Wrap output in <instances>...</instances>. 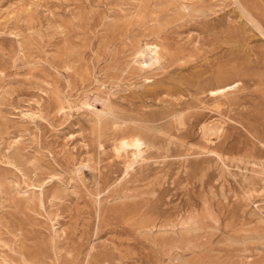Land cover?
I'll return each mask as SVG.
<instances>
[{"label": "rangeland", "instance_id": "374dc122", "mask_svg": "<svg viewBox=\"0 0 264 264\" xmlns=\"http://www.w3.org/2000/svg\"><path fill=\"white\" fill-rule=\"evenodd\" d=\"M263 183L264 0H0V264H264Z\"/></svg>", "mask_w": 264, "mask_h": 264}, {"label": "bare ground", "instance_id": "6f19581e", "mask_svg": "<svg viewBox=\"0 0 264 264\" xmlns=\"http://www.w3.org/2000/svg\"><path fill=\"white\" fill-rule=\"evenodd\" d=\"M250 18V17H249ZM255 20V19H254ZM253 22V21H252ZM261 25V24H260ZM139 51V50H138ZM141 52V51H140ZM143 54H144V58H146L147 59V63L150 65V64H152V63H154L155 61H157V60H160V57H161V53H160V50H159V48L158 47H156V46H154V45H151V44H147L145 47H144V49H143V52H142ZM138 54V53H137ZM136 60H138V59H136ZM144 61V60H143ZM144 63V62H143ZM142 63V64H143ZM146 65V64H145ZM141 66V65H140ZM139 66V67H140ZM236 86V85H235ZM230 87L232 88L233 87V85H230ZM229 87V88H230ZM226 88V87H225ZM228 88V89H229ZM227 89V88H226ZM221 90H225L224 88H222ZM218 91V90H217ZM217 91H213V93H217ZM223 92V91H222ZM218 93H220V92H218ZM94 98V97H93ZM106 101V100H105ZM69 104V103H68ZM87 106H89V103H85ZM69 106H70V104H69ZM215 128V127H214ZM210 130L211 131H213V129L212 128H210ZM223 130V129H222ZM217 132V131H216ZM216 135V134H215ZM80 168H82V167H80ZM264 184V183H263Z\"/></svg>", "mask_w": 264, "mask_h": 264}]
</instances>
